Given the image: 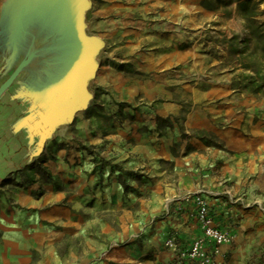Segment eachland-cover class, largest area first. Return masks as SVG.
Returning a JSON list of instances; mask_svg holds the SVG:
<instances>
[{"label":"crops","instance_id":"crops-1","mask_svg":"<svg viewBox=\"0 0 264 264\" xmlns=\"http://www.w3.org/2000/svg\"><path fill=\"white\" fill-rule=\"evenodd\" d=\"M189 1L105 0L101 13L110 16L131 12L137 18L158 8L168 25L174 10L177 19L189 13ZM245 1L231 0L226 7L224 0H201V28L211 25L229 30L230 22L239 17L238 6ZM257 1L263 8L264 0ZM127 5L133 8L127 9ZM89 8L88 0H0V86L26 58L29 47L37 49L26 40L34 37L48 51L35 57L0 99V204L7 207L0 215V264H63L62 246L68 237L77 241L87 238V245L65 250L72 255L86 254L66 264H174V255L165 248V242L173 238L185 249L202 234L194 202L181 200L189 192L202 193L216 224L233 236V242L222 247L218 264H255L250 257L244 260L235 245L239 235L231 223L236 224L237 207L222 197L226 191L224 178L241 166L243 159L252 161L253 156V137L247 135L253 128L252 119L241 113L245 103L237 98L229 75L223 71L201 73L205 82L192 89L193 108L187 124L191 130L215 134L229 152L209 146L203 137L190 138L177 152L172 139L157 132L91 137L90 144L109 141L107 151L117 153L115 162L122 170L105 167L94 171L90 160L86 166L75 167V190L69 197L66 190L52 183L20 182V174L27 166L49 155L46 147L51 142H72V137L69 139L63 131L71 128L91 104L88 83L97 73V53L104 40L111 37L112 28L108 24L94 27V20H87ZM225 8L231 10L229 18L225 17ZM76 13L85 34V47H91L85 64L73 59L80 48L70 45V34L63 33L73 25ZM95 28L104 31L102 39L92 34ZM58 39L62 42L58 43ZM206 41L201 40V71L210 60L204 50L216 43ZM203 42L208 46L202 47ZM65 46L69 49L62 48ZM86 64L90 65L87 79L78 85ZM80 88L81 97L77 98ZM189 144L193 146L190 152ZM62 157L59 151L55 161L51 158L45 164L60 179L65 170ZM123 170L145 174L141 181L132 183L141 193L133 197L132 203L143 209L134 217L137 224L132 232L125 233L126 240L103 241L110 237L107 224L89 239L80 229V207L85 205L89 220L102 223L111 209L120 210L125 204L121 198L124 183L119 180ZM9 178L21 186L3 185ZM119 214L125 222L127 213L123 210ZM95 237L100 238L96 245Z\"/></svg>","mask_w":264,"mask_h":264},{"label":"rangeland","instance_id":"rangeland-1","mask_svg":"<svg viewBox=\"0 0 264 264\" xmlns=\"http://www.w3.org/2000/svg\"><path fill=\"white\" fill-rule=\"evenodd\" d=\"M178 1L182 0H175ZM88 3L90 8L87 20L92 18L94 27L108 24L112 28L111 37L103 39V46L97 53V73L88 83L92 95L91 104L71 128L63 131L65 136L72 137V142H51L46 147L49 155L27 166L20 174V182L52 183L66 190L69 197L70 192L75 190V167L86 166L90 160L95 166L94 171L105 167L122 170L123 167L115 162L117 153L107 151L109 141L104 139L90 144L91 137L100 139L101 136L117 134L157 132L160 136L172 139L175 152L192 137H203L209 146L228 151L215 134L191 130L187 124L189 112L193 108L192 89L205 82L201 73L223 71L229 75L228 79L237 98L245 103L241 105V113L252 119L253 128L249 129L252 132L248 131L247 135L253 137V156L252 161L250 158L243 159V164L237 166L228 178H224L226 191L222 197L237 207L236 224H231L232 228L238 230L239 238L235 245L239 247L240 255L244 260L250 257L255 264H264V6L260 7L261 1L246 0L240 4L239 17L230 22L229 30L214 29L211 25L201 28V0H190L189 13L178 19L173 9V18L168 25H165L158 8L135 18L131 12L110 16L101 13L103 3L100 0H88ZM224 3L227 7L232 2L228 0L226 3L224 0ZM126 8L133 7L127 5ZM225 9V17L229 18L231 10ZM78 19L76 13L73 25L64 29L63 33L70 34L68 40L73 41L69 42L70 45L80 48L73 59L85 64L91 47H85V34ZM92 34L102 39L104 31L95 28ZM211 39L216 42L213 46L203 42L202 47L205 44L208 46L204 50L205 57L210 60L201 71V40ZM39 42L34 37L26 40L27 44L37 48L29 47L27 56L34 53L32 60L48 53ZM57 42L61 43L62 40L58 39ZM62 48L69 49V46ZM63 49L60 52L62 55L65 53ZM61 60H64V56ZM84 66V72L77 79L78 85L87 79L89 73L90 65ZM81 93L80 88L77 98L81 97ZM124 144H129V141ZM192 147L189 144L187 151L190 152ZM59 151L63 153L60 162L65 169L61 179L51 174L45 165L51 158L55 161ZM143 176L145 174L129 170L119 174V180L124 183L121 198L125 204L120 206V210L111 209L103 223L96 219L89 220L85 205L80 207L83 221L79 224L86 237L91 239L90 236H96L102 230V225L107 224L110 237L103 241L111 243L128 239L126 235L137 224V218H134L136 213L143 211L142 207L132 203L133 197L141 196L132 183L141 181ZM6 185L16 186L17 181L13 179ZM6 208L5 204H0V215ZM151 208L146 207V210ZM123 210L127 213L125 222L121 220V214L118 215ZM69 229L67 226V231ZM86 240L77 241L68 237L63 241V264L72 263L75 256H86L85 253H64L71 246H86ZM97 240L100 238H94V245Z\"/></svg>","mask_w":264,"mask_h":264},{"label":"built area","instance_id":"built-area-1","mask_svg":"<svg viewBox=\"0 0 264 264\" xmlns=\"http://www.w3.org/2000/svg\"><path fill=\"white\" fill-rule=\"evenodd\" d=\"M181 200L194 202L196 219L202 234L185 249L173 238L165 242V248L174 255V264H218L222 247L231 244L233 236L216 224L211 206L202 193L189 192Z\"/></svg>","mask_w":264,"mask_h":264},{"label":"water","instance_id":"water-1","mask_svg":"<svg viewBox=\"0 0 264 264\" xmlns=\"http://www.w3.org/2000/svg\"><path fill=\"white\" fill-rule=\"evenodd\" d=\"M34 56V53L31 52L30 55L26 57L15 69V71L10 75V77L0 86V99L2 95L5 93V91L13 84V82L17 79V77L20 75V73L23 71L25 67L29 65L32 58Z\"/></svg>","mask_w":264,"mask_h":264},{"label":"trees","instance_id":"trees-1","mask_svg":"<svg viewBox=\"0 0 264 264\" xmlns=\"http://www.w3.org/2000/svg\"><path fill=\"white\" fill-rule=\"evenodd\" d=\"M11 181H12L11 178L6 179V180H4L3 185H6V184L10 183ZM17 186H21V184L20 183H17Z\"/></svg>","mask_w":264,"mask_h":264},{"label":"bare ground","instance_id":"bare-ground-1","mask_svg":"<svg viewBox=\"0 0 264 264\" xmlns=\"http://www.w3.org/2000/svg\"><path fill=\"white\" fill-rule=\"evenodd\" d=\"M101 2H104L105 0H100ZM116 1H118V0H116ZM133 1V0H132Z\"/></svg>","mask_w":264,"mask_h":264}]
</instances>
